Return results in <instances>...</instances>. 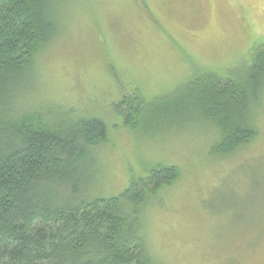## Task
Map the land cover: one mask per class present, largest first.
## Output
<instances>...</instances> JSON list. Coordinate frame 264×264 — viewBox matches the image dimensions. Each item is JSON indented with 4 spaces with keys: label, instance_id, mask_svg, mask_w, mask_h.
<instances>
[{
    "label": "rangeland",
    "instance_id": "rangeland-1",
    "mask_svg": "<svg viewBox=\"0 0 264 264\" xmlns=\"http://www.w3.org/2000/svg\"><path fill=\"white\" fill-rule=\"evenodd\" d=\"M52 1L60 33L17 104L52 112L54 123L96 118L108 132L76 163L80 180L77 169L65 173L55 195L70 180L78 200L114 197L156 165L177 166L182 177L139 207L155 257L264 264V74L251 117L259 136L235 153L217 152L211 121L176 100L209 72L248 86L264 50V0ZM137 97L144 113L128 127L119 104Z\"/></svg>",
    "mask_w": 264,
    "mask_h": 264
},
{
    "label": "trees",
    "instance_id": "trees-1",
    "mask_svg": "<svg viewBox=\"0 0 264 264\" xmlns=\"http://www.w3.org/2000/svg\"><path fill=\"white\" fill-rule=\"evenodd\" d=\"M52 12V0H0V264H163L148 245L139 207L177 182L179 167L156 165L114 197L78 200L80 186L70 180L58 185L67 190L62 196L54 193V183L106 143L108 132L96 118L54 123L52 112L17 104L60 33L55 6ZM263 74L264 50L250 68L248 86L209 72L177 97L178 109L199 108L219 136L216 151L235 153L259 136L251 117ZM144 102H120L126 126L137 124Z\"/></svg>",
    "mask_w": 264,
    "mask_h": 264
}]
</instances>
